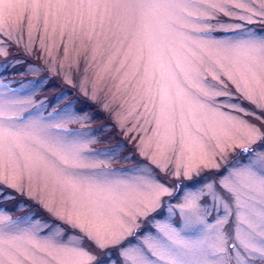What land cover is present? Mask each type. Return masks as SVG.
Masks as SVG:
<instances>
[{"label": "snow or ice", "instance_id": "6c2138e0", "mask_svg": "<svg viewBox=\"0 0 264 264\" xmlns=\"http://www.w3.org/2000/svg\"><path fill=\"white\" fill-rule=\"evenodd\" d=\"M21 65L42 79L0 73V264H264V0H0ZM54 79L72 100L25 116ZM113 130L127 175L125 144L89 148Z\"/></svg>", "mask_w": 264, "mask_h": 264}, {"label": "rangeland", "instance_id": "374dc122", "mask_svg": "<svg viewBox=\"0 0 264 264\" xmlns=\"http://www.w3.org/2000/svg\"><path fill=\"white\" fill-rule=\"evenodd\" d=\"M253 28H256L257 26L253 25ZM21 59H28L27 57H20ZM30 63H39V61H33L29 60ZM24 71V66L21 65L17 68H9L6 73L3 72L2 69H0V73H3L4 75V81L5 83H11V86L14 89H20L21 84H27L29 81H35L42 79L41 76H33V75H20L19 73H22ZM47 85V84H46ZM45 85V86H46ZM47 88H44L42 86L40 89H37L36 91H32L29 88H24L21 91L18 92V96L21 100L25 101H31L30 104L26 106V111L24 113L25 116H29L30 114H35L39 112L43 116H47L48 113L53 111V108L59 110L61 108H64L71 100L72 96H68L66 99L60 101L59 104L56 103V97L60 95L55 93L54 99L52 95L49 96L51 98L48 100V95L53 90L58 89H65L68 86L62 85L57 80H52L47 86ZM63 87V88H62ZM68 89L73 91L74 90L69 88ZM104 123H111V121H108L107 119L104 120H97L93 124L82 127L79 123L73 122L69 123L67 127L69 130L74 131H92L93 129L99 128ZM93 141L99 140V142H93L89 145V148L94 153H103L107 149H111L115 147L117 144L123 143L126 145L124 149H122L115 157L108 158L107 162L109 163V166L113 170H118V174H124L127 175L128 172L126 170H130L133 168L134 163L140 160V157L136 155L135 147L132 144H129L128 141L123 137V134L119 131L113 130L111 133H101L99 137H93ZM131 156L133 159L126 160L124 157ZM100 159H103L104 157H98ZM146 162V161H145ZM20 199H23L21 197ZM30 203V202H29ZM22 213H16V215H21Z\"/></svg>", "mask_w": 264, "mask_h": 264}, {"label": "trees", "instance_id": "16d2710c", "mask_svg": "<svg viewBox=\"0 0 264 264\" xmlns=\"http://www.w3.org/2000/svg\"><path fill=\"white\" fill-rule=\"evenodd\" d=\"M49 84V83H48ZM47 84V85H48ZM46 85V86H47ZM46 86H44V88H47ZM63 88V87H62ZM61 91H68V92H73L72 90H70V89H68V87L67 88H65L64 90L63 89H58L56 92H57V94H59V93H61Z\"/></svg>", "mask_w": 264, "mask_h": 264}]
</instances>
